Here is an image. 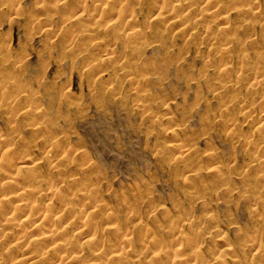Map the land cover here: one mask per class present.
Returning a JSON list of instances; mask_svg holds the SVG:
<instances>
[{"label": "clouds", "instance_id": "clouds-1", "mask_svg": "<svg viewBox=\"0 0 264 264\" xmlns=\"http://www.w3.org/2000/svg\"><path fill=\"white\" fill-rule=\"evenodd\" d=\"M0 264H264V0H0Z\"/></svg>", "mask_w": 264, "mask_h": 264}]
</instances>
